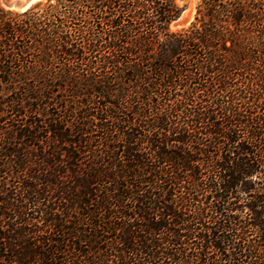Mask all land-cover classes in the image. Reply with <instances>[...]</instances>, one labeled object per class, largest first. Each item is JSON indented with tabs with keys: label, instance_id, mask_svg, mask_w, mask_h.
Returning a JSON list of instances; mask_svg holds the SVG:
<instances>
[{
	"label": "trees",
	"instance_id": "obj_1",
	"mask_svg": "<svg viewBox=\"0 0 264 264\" xmlns=\"http://www.w3.org/2000/svg\"><path fill=\"white\" fill-rule=\"evenodd\" d=\"M0 3V264H264V0Z\"/></svg>",
	"mask_w": 264,
	"mask_h": 264
},
{
	"label": "rangeland",
	"instance_id": "obj_2",
	"mask_svg": "<svg viewBox=\"0 0 264 264\" xmlns=\"http://www.w3.org/2000/svg\"><path fill=\"white\" fill-rule=\"evenodd\" d=\"M17 1L18 0H0V3L6 9L18 10L15 7H12V4L16 3ZM178 2L183 8V13L180 19L173 23V30H179L190 25V23L194 20L196 7L199 3V0H178Z\"/></svg>",
	"mask_w": 264,
	"mask_h": 264
},
{
	"label": "water",
	"instance_id": "obj_3",
	"mask_svg": "<svg viewBox=\"0 0 264 264\" xmlns=\"http://www.w3.org/2000/svg\"><path fill=\"white\" fill-rule=\"evenodd\" d=\"M40 1L42 0H18L16 3L12 4V7H15L21 11H25Z\"/></svg>",
	"mask_w": 264,
	"mask_h": 264
}]
</instances>
